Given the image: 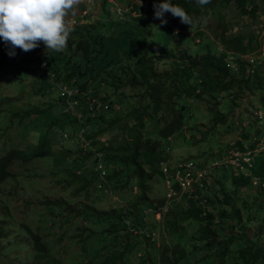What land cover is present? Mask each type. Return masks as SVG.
<instances>
[{"label":"trees","instance_id":"16d2710c","mask_svg":"<svg viewBox=\"0 0 264 264\" xmlns=\"http://www.w3.org/2000/svg\"><path fill=\"white\" fill-rule=\"evenodd\" d=\"M161 2L140 0V4H131L135 15L128 11L120 17L115 10H110L111 3L103 0L100 18L95 23H74L65 51L47 52L45 45L35 48L41 50L46 59L47 68L39 75L42 89L46 93L57 91L62 111L65 102L58 85L77 89L79 98V118L64 111V114L51 113L49 118H44L46 127L60 125V144L63 140L72 141L83 153L73 163L66 159L67 150L53 154L55 169L65 170L83 181L76 191L85 188L87 195L92 185L95 192L108 195L98 188L100 177L96 165L100 163L107 170L109 194L114 193L116 199L121 200L120 206L109 211H96L92 204L79 210L70 207L65 200L46 199L42 204L46 205L48 215L43 214L42 220H49V229L65 230L58 239L75 238V242L76 237L71 232L84 223L88 232L78 234L81 237L77 242L81 248L79 256L99 255L104 249L105 258L97 264H130L128 256L141 249L138 245L142 239L148 241L153 250L148 251L139 264H202L206 261L207 264H264V238L260 242V235L264 237V153L254 154L250 166L235 175L231 168L221 167L216 171L218 166H211L208 176L213 174L218 185L215 193L207 192L206 197H200L204 189L196 190V199L183 195L188 202L184 207L175 204L169 211L166 209L160 219L162 230L191 242L190 250L185 244L166 240L160 249L156 248V240L151 236L147 219L161 210L167 200L165 195L151 199L150 181L154 171L162 178L160 163L169 161L167 146L164 147L162 141L179 133L186 125L191 100L207 102L208 108L205 111L200 108L199 114L201 118L208 116L212 134L216 133L217 126L225 125L230 116L227 109L219 107L222 93L230 94L232 110L241 95L258 91L264 108V60L251 72L247 59L255 55L257 43L241 31L228 33L223 12L224 7L233 4L238 16L245 15L254 24L260 6L254 0H209L203 6L196 0H172L192 17L193 24L203 23L211 14L217 18L216 40L225 52L235 57L237 67L227 66L226 53H217L218 46L207 45L201 53L194 47L190 50L185 47L184 55L173 61L167 71L157 69L161 57L156 53L153 40L148 38L154 24L148 14L155 11L154 4ZM262 8L264 11V4ZM165 19L172 28L170 36L174 29L190 28L171 13H165ZM196 34L201 35V32ZM5 52L3 43L0 66L5 62ZM52 105V101L48 102L47 113ZM64 134L69 137L64 138ZM254 134L250 137L242 133L243 137L229 144L224 155L231 150L242 154L249 150L252 154L259 132ZM39 135L32 137L27 158L52 154L54 141ZM24 156L20 149H8L0 156V183L11 175L13 162L26 158ZM223 157L217 156L215 160ZM75 168H80L82 175L76 173ZM252 176L262 179L257 183L259 195L255 197H250L249 187L254 185ZM224 182L229 185L225 186ZM244 190V197L239 198ZM202 199L207 205L201 207L198 204ZM147 209L151 211L145 213ZM22 226L29 232L31 259H40L42 264L60 263L54 256L45 260L51 255L52 243L41 234L40 225L36 229L25 223ZM1 228L0 225V233ZM92 239H96L94 244H91ZM73 264L93 263L75 258Z\"/></svg>","mask_w":264,"mask_h":264},{"label":"rangeland","instance_id":"374dc122","mask_svg":"<svg viewBox=\"0 0 264 264\" xmlns=\"http://www.w3.org/2000/svg\"><path fill=\"white\" fill-rule=\"evenodd\" d=\"M106 1L111 3L110 10L112 12L115 10L117 13H121L120 17H123L128 11L131 15H135L136 12L132 5L140 4V0ZM161 1L163 2V0ZM254 1L260 6L254 24L250 22L249 17L245 15L238 16L233 9V4L223 9L224 20L227 22V32L241 31L257 43V47L253 51L255 53L253 56L256 57L248 61L252 65L256 62L261 63L264 60V11H262L264 0ZM102 8L103 0H81L73 12L70 13V19L74 23H95L100 18ZM148 17L154 23L151 25L152 28L148 38L153 40V45L157 46L156 53L161 57L156 65L158 70L169 71L171 63L184 55L183 50L185 47L188 50L194 47L198 53H201L207 45L219 46L216 40L219 26L217 25V18L213 14L209 15L203 23L197 21L189 29H174L171 36L169 34L172 28L168 23L161 24L160 20L154 17V12L148 14ZM177 32L178 34H176ZM197 32H201V35H197ZM39 45L43 46L44 44L40 42ZM230 63L234 64L232 59ZM41 71L39 64L35 63L34 59H24L12 64L4 62L0 66V156L8 149H20L22 156L25 157L24 155H26V158H18L13 162L10 167L11 175L0 183V225L2 227L0 233V264L43 263L40 259L33 260L30 258L29 232L22 226L23 223L30 225L33 229L40 225L42 227L40 229L41 234L51 241V255L47 256L45 260H50L54 256V258L61 260L60 263L56 264H73L75 258L83 262L90 261L97 264L98 261L105 258L104 249H101L103 252L99 255L93 254L92 256L89 254L81 258L79 256L81 248L77 243L80 237L78 234L86 235L88 232L84 227V223L81 222L71 232L72 236L76 237V242L74 241L75 238L71 241L66 238L58 239L62 231L63 234L66 232L63 228L60 231L48 228L49 220L47 218L44 221L42 220V215H48V210H45L46 205L42 203L46 199L49 201L65 200L70 203L69 206L73 209H85L89 204H92L96 211H109L118 205L120 206L121 200L116 199L117 197L113 192V195L108 193L107 196L95 192L92 185L89 186V194L87 195L85 188L76 191L83 181L72 177L65 170L55 169L51 157L53 154L67 150L66 159L68 162L73 163L77 158L82 157L83 153L78 150L72 141L63 140V144H60L59 135L62 130L59 124L55 123L46 127L47 119L44 118H49L51 113H62L63 111L62 103L57 99V91L53 90L46 93L42 89L39 77ZM229 99L230 94L228 93H222L219 97V107L227 109L226 111L230 113V116L225 125L217 126L215 134H212L209 130L208 116L201 118L199 114L200 108L203 111L208 108L207 102L191 100V114L187 118L186 125L179 133L162 141L164 147L167 146L168 149V164L173 165L175 162L187 159H192L198 165L217 161L214 164L218 166L217 171L227 163L230 152L226 156L224 154L226 150H229L228 145L243 137L242 133L254 137V133L259 132V136L255 140L263 142L264 117L258 119L255 114L256 111L264 114L258 91L253 94L245 93L241 95L236 100L232 110H230ZM50 101L53 102V105L50 106L49 113H47L46 109ZM38 133H40L39 136L44 135L45 138L49 137L54 141L51 148L52 154L27 158L29 156V143L32 137ZM217 156L224 157L222 160H215ZM231 162L234 163V167L237 169L238 166L236 165L239 164L237 158L231 160ZM248 163H250V160ZM87 166L90 167V164ZM228 170L230 171V169ZM75 171L82 175L80 168H75ZM154 173L150 181L151 191L149 193L152 200L166 196L163 179L157 171H154ZM212 175L206 176L205 193L199 194L200 197H206L207 192L213 194L218 189ZM252 179H254V185L249 187L250 197H255L259 195L256 189L257 183L259 179H262L259 176H252ZM227 181L229 182V179ZM228 182H224V185L228 186ZM244 192L245 190L241 191L239 198L244 197ZM197 196L189 194V196L186 195V198L194 197L196 199ZM184 197L178 196L171 198V200L165 197L168 211L175 204L184 207L188 203ZM198 205L201 207L207 205V201L205 202L202 199ZM168 211L166 212V218H168ZM62 213L65 214L66 210ZM161 217V215L155 213L153 217L149 215L147 219V223L151 226V235L156 240V248L162 246V243L166 240L169 243L179 242L185 244L187 249L190 250L191 242L185 238L179 239L176 234L162 230ZM238 230L236 231L238 232ZM55 234L56 237L53 238ZM262 235H260V242H263L264 237ZM95 242L96 239L91 240V244ZM138 246L141 249L132 251L128 256L130 264H139L140 259L148 251L153 250L150 243L143 239ZM81 253L83 255L82 251ZM207 263L208 261L202 264Z\"/></svg>","mask_w":264,"mask_h":264},{"label":"clouds","instance_id":"9594fccd","mask_svg":"<svg viewBox=\"0 0 264 264\" xmlns=\"http://www.w3.org/2000/svg\"><path fill=\"white\" fill-rule=\"evenodd\" d=\"M80 2L81 0H0V38L13 49L9 55L14 56L16 48L25 52L33 50L40 42H43L47 52L65 51L70 34L74 31L70 13ZM196 3L203 6L209 0H196ZM154 9V17L161 24L167 23L165 13H171L190 27L193 24L192 17L182 7L172 3V0L154 4ZM221 52L225 51L219 45L217 53ZM225 53L227 56L230 52ZM233 174L235 175L234 171Z\"/></svg>","mask_w":264,"mask_h":264},{"label":"built area","instance_id":"2783aa9c","mask_svg":"<svg viewBox=\"0 0 264 264\" xmlns=\"http://www.w3.org/2000/svg\"><path fill=\"white\" fill-rule=\"evenodd\" d=\"M117 14L121 16V13H117ZM3 43L5 46V50H6L5 52V63L6 64H12L14 62H18L24 59H34L35 63L39 64L40 69L42 71H44L47 68L45 55L43 54L41 50L34 49L28 52H25L19 48H16L14 49L15 55L10 56L9 52L12 51L13 49H11V46L9 44H6L2 38H0V45ZM254 57L256 56H250L248 58V61ZM231 59L233 60L234 64L230 63ZM225 61L228 67H232L236 69L237 66H235V63L237 65V62L235 60V57L230 55V53H227V56L225 57ZM257 64H259V62H256L254 65H252V63L250 62V71H253V69L257 66ZM58 88L61 90V94L64 96L63 101L65 102V106L63 107V111L71 112L76 116V118H79L81 116V113L78 110L79 98H78V95L76 94L77 89L69 88L65 85H58ZM255 114H256V117H258V119H261L262 117H264V114H262L260 111H256ZM63 137L67 138L69 136L64 134ZM262 139H263V142L256 143V148L252 151V154H250L249 150L243 154L238 151L231 150L230 154L228 155L227 163L224 165V167L226 168L231 167L235 173H237L239 170L246 169L247 166H250V163L248 162L249 160L251 162L252 156L254 154L264 153V137ZM77 142L80 143L81 140L79 139ZM87 143L88 142L86 141L85 144ZM235 158H237V161L239 162V164L236 165L238 166L237 169L234 167V163L231 162V160ZM216 163L217 161L211 162L206 167H202L196 164L192 159L179 161L173 165L168 164V161L161 162L160 172H161L162 179L166 187L165 197H167L168 200H171V198H176L178 196L183 197V195L185 194L189 196V194H194L196 190H203L205 183H206L205 178L208 175V171L211 168V166ZM96 168L99 171V177H100L98 188L102 189L103 192L105 193L106 192L110 193L108 183H106L107 182L106 181V176H107L106 169L103 168L102 164L100 163L96 165ZM252 180L254 182V179ZM166 209H167V205H164V207L161 210H158L155 213L156 214L158 213V215L163 216V213L166 211ZM150 211H151L150 209H147L144 212L149 213Z\"/></svg>","mask_w":264,"mask_h":264}]
</instances>
